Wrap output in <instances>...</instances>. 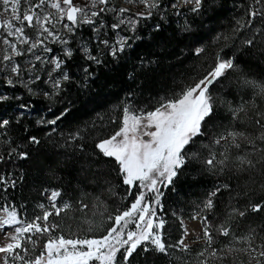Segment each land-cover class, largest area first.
<instances>
[{"label":"trees","instance_id":"1","mask_svg":"<svg viewBox=\"0 0 264 264\" xmlns=\"http://www.w3.org/2000/svg\"><path fill=\"white\" fill-rule=\"evenodd\" d=\"M172 2L156 0L158 6L152 8L150 15H138L133 31L123 25L111 28L117 22L108 14L102 18L104 25L97 29L80 24L72 34L74 51L65 59L67 80L62 78L59 87L52 91L47 88L45 97L29 95L27 89L18 86L16 92L24 98L0 102V121H9L0 127V176L4 178L0 201L18 210L22 220L31 222L38 216L39 206L46 202L43 194L50 189L59 190L72 208L49 217V225H57L50 234L93 233L87 238H99L94 233L109 224L108 216L127 210L140 189L125 185L119 166L100 154L95 145L119 130L125 107L136 112L154 110L162 101L175 98L206 76L219 54L221 59H232L235 67L209 87L214 110L202 126L203 135L188 147L189 158L173 183L166 190L161 188L160 205L152 204L157 213L166 216L164 238L172 247L167 256L138 249L130 261H190L193 257H188V251L177 249L182 235L179 215H191L219 189L212 197L214 207L203 217L213 222L218 245L225 244L226 248L219 258L209 259L207 264H256L252 257L259 259L260 246L264 245V207L254 212L252 205H264V163L240 172L231 162L221 171L220 165L212 167L205 161L213 154L216 160L223 158L227 146L214 143L222 134L241 131L258 135V127L249 119L254 115L250 106L255 98L259 110L264 111V99L255 97L254 90L244 82L264 84V0H202L196 11V5L171 9ZM252 11L258 15L251 17ZM106 32L111 35L106 36ZM119 34L125 37L124 51L113 57L111 49L118 47L113 44ZM249 39L253 41L251 45L246 43ZM82 41L99 63L82 55ZM197 49L203 51L197 54ZM29 102L44 112L36 116L12 112L14 105ZM242 103L250 108L248 117L234 120L230 108ZM57 117L61 118L55 125L47 123ZM32 136L39 140L38 144L30 142ZM258 143L264 147V143ZM227 151L231 161L237 154L250 152L251 146L242 143L241 150ZM21 152L27 153L26 159L20 158ZM143 191L145 200L150 201L153 194ZM82 204L88 207L82 208ZM239 211L245 214L240 216ZM221 225L229 229V235L218 232ZM32 235L36 244L43 243L39 236ZM246 237H251L255 253L242 250L250 248Z\"/></svg>","mask_w":264,"mask_h":264},{"label":"snow or ice","instance_id":"2","mask_svg":"<svg viewBox=\"0 0 264 264\" xmlns=\"http://www.w3.org/2000/svg\"><path fill=\"white\" fill-rule=\"evenodd\" d=\"M46 2L47 0H38L37 4L21 13V0H0V3L5 6V10L10 8L13 14L12 18L15 21H26L28 27L42 29L41 36L46 32L49 36L56 37L55 26L48 27L51 24L52 14L42 15L34 10L45 5ZM141 2L149 9L158 6L155 0L152 3H149V0H141ZM184 2L189 3L192 0H184ZM201 2L202 0H195L196 7L193 8V11L198 10ZM108 4L109 0H86L84 6H78L73 4V0H53L51 7L59 13L57 23L63 22L64 28L72 33L80 24H95L96 21L93 18L108 11ZM99 5L105 7H98ZM90 8H98V10H90ZM119 11L124 13L128 9L121 8ZM150 14L151 12H149ZM249 15L255 17L258 12L252 11ZM128 22L133 25L135 23V21ZM121 23L124 21L121 20L112 27L119 28ZM0 27L15 28V31L20 35L24 33V28L17 27L12 23V20L0 24ZM61 42L67 43V40ZM37 43L43 44L44 41L39 40ZM37 43H33L31 47H36ZM103 43L107 45L108 42L105 40ZM246 43L251 45L253 41L249 39ZM117 45L118 47L113 46L111 49L110 54L113 57L118 52L124 51L125 38H119ZM83 51L87 59L99 63L95 56L90 55V50L86 46ZM202 51L203 49H197V54ZM21 54L17 53V55ZM66 55L70 57L72 55L71 50H67ZM4 59L11 60L12 57L6 55ZM54 67L59 69L61 67L60 62L57 61ZM234 67L232 59H221L218 54L215 66L206 76L184 89L175 98L162 101L159 107L154 110L145 113L132 111L125 107L119 130L110 137L100 140L95 147L105 158H111L119 166L118 170L123 176L125 185H136L140 191L127 210L120 211L115 216H108V220L112 221V226L99 238L66 239L63 235L49 236L44 245L46 256L42 254L31 261H27L24 260V256L17 252L18 249L21 252H27L28 249L22 244V241L31 240V235L26 234L43 235L50 233L57 228V225L55 223L49 225L47 223L49 217L59 216L61 212H67L72 208V205L63 203L61 206H57L55 201L60 196V192L52 191L49 200L54 211H49L45 209L44 205H40L39 207L44 209L43 215L35 217L31 222L22 220L15 208L0 209L6 213V216L0 217V235L5 240L10 241L0 246V254H3L0 255V260L3 264H9V257L12 258L13 264L17 259L24 261V264H93V262L96 264H131L130 258L134 259V254H137L138 249L142 252L155 251L167 256L168 249L172 246L166 244L161 231L165 221L157 216L156 209L152 207V204L160 205V199L163 195L160 186L168 187L171 185L179 170L186 164L188 157V153L185 151L186 146L193 143L196 137L203 135L202 126L214 110L209 87L224 76L227 70ZM12 71L18 72V66L14 65ZM68 78L67 74H64L63 79L67 80ZM8 83L11 84L12 81L9 80ZM244 83L254 90L255 97L264 99V84H258L254 81H245ZM55 86L59 87V81L55 82ZM5 99L7 97L0 96V101ZM250 107L254 115L249 119L258 127V135L251 136L241 131H229L227 135L222 134L214 140V143L217 145L223 143L227 146L222 153L223 158L216 160L213 154L212 158L205 161L207 165L212 167L220 165L221 171H223L224 167H227L231 162L237 171L244 172L255 169L257 164L264 163V147L258 143H264V111L259 110L255 98ZM249 110V106L244 103L237 108H230L234 120L248 117ZM241 113L244 114V117H241ZM60 118L57 117L47 121V123L55 125ZM8 123V120L0 121V127H4ZM29 139L31 143H39L35 136ZM242 143L251 146V151L237 154L230 161L227 149L241 150ZM253 156H256V159H253ZM20 158L26 159L27 153L21 152ZM3 182L4 178L0 176V183ZM12 184L14 186L15 182L13 181ZM143 189H147L149 193L153 194L150 201L145 200L146 193ZM218 191L219 189L211 193L204 205L205 209L210 210L214 207V201L211 197L216 196ZM87 207L86 204H82V208ZM160 207L162 210V205ZM262 207H264L262 204L252 205V211H260ZM233 211L238 210L234 209ZM238 214L243 216L245 213L239 211ZM195 218L194 216L193 219ZM203 220L205 222L204 237L211 246L212 234L207 226V217L205 216ZM129 225H133V227L130 228ZM6 228L11 229V231H5ZM218 232L224 236L229 235V229L223 225L220 226ZM185 235H187L186 229ZM244 239L250 248L242 250L250 252V254L255 253L257 249L251 247V237ZM36 243L37 241H32L33 247ZM179 245L187 250V245L183 239L179 241ZM211 255L215 256L216 251L213 250ZM258 256L259 259L256 256H253L252 259L256 261V264H264V245L260 246ZM203 264H207V261H204Z\"/></svg>","mask_w":264,"mask_h":264},{"label":"rangeland","instance_id":"3","mask_svg":"<svg viewBox=\"0 0 264 264\" xmlns=\"http://www.w3.org/2000/svg\"><path fill=\"white\" fill-rule=\"evenodd\" d=\"M52 2L53 0H47L45 5H42L40 8L34 10L40 12L42 15L47 13L52 14L51 24H49L48 27H53V25L55 26L54 31L56 37H59V39H56V37L54 36H49L48 33L46 32L43 33V35L41 36L40 32L42 31V29L38 30L37 28L28 27L26 21L23 22L15 21L12 18L13 14L11 13L10 8L8 10H5V6L2 3H0V24H4L8 20H12V23L15 24L17 27L24 28L23 35H20V33H17L15 31V28L9 29L7 27H0V80L3 81L0 82V96H5L7 97L8 100L24 98V95L16 92V88L20 86L27 89L29 95L37 94L39 97H45V92L47 88L51 89V91L54 90L56 88L55 82L56 81L60 82L64 74H67V69L65 68V59L68 56L66 55V52L67 50H71V53L74 51L73 50L74 44L72 43L75 41V38L72 37L73 32L69 33L64 28L63 22L57 23V18L59 16V13L55 8L51 7ZM152 2L153 0H149V3ZM37 3L38 0H21V6H20L21 13H23L29 7L34 6ZM73 4L78 6H84L86 4V0H73ZM169 6L171 9L192 7L195 6V0H192V2L189 3H185L184 0H173V2L170 3ZM64 7L66 8L67 6L65 5ZM98 7H105V6L99 5ZM107 8L109 9L108 11L103 12L101 13L100 16L93 18L96 21V23L90 25L95 27V29L99 28L98 26H101V23L104 25V22H102V18L103 16L108 14L117 23L123 20L124 23H121L120 25H123L126 30L133 31L139 22L138 19L139 13L147 14L152 10V8L149 9L148 7H146L145 4L141 2V0H109V4L107 5ZM121 8L128 9V11L121 13L119 11ZM90 10H98V8L96 9L90 8ZM128 21H135V23L133 25L130 24ZM118 33H115L113 35H116ZM105 35L110 36L111 34L109 32H106ZM121 37L125 38L122 34L117 35L116 41L113 45H117V41ZM39 40H43L44 43L43 44L37 43ZM64 40H67V43L61 42ZM99 40L101 41V39ZM33 43H37V46L34 48L31 47ZM85 46L90 50L86 42L82 41L79 44L82 55L86 57L83 51V48ZM18 52L22 54L17 55ZM6 55L11 56L12 59L5 60L4 57ZM37 57H39V59H37ZM57 61H59L61 64V67L59 69H55L54 67ZM14 65L18 66V72L12 71ZM228 71L229 70H227L225 74ZM9 80L12 81L11 84L8 83ZM209 93H210V88H209ZM130 110L135 111V109L133 108H131ZM12 112H15L18 115L30 114L36 116L38 114L43 113L44 111L43 108L40 109L37 106H35L34 103L29 102L26 103L25 105H14L12 108ZM1 114L7 116L5 114V111H2ZM3 118L5 117L2 116L1 119ZM190 145L186 146L185 149L186 152L188 151V147ZM220 147L222 146L220 145ZM223 149L224 147L220 148V151ZM160 188H162V186H160ZM52 191H59V190L50 189L46 191L45 194H43L44 199L46 201L44 207L49 211H54L51 207V203L49 200V196ZM137 191H139L138 188ZM209 198L210 197H207L203 203V206L197 209L191 215L189 216L179 215V218L182 222L181 223L182 235L180 236V238L183 239L184 243L187 245V250H185L183 246L179 245V241L181 239H179L177 242V249L183 252L188 251L189 253L188 257L189 258L193 257L190 261H186L184 264H203L204 261L208 262L209 259L219 258L220 255L225 251L226 248L225 244L220 243V245H218L219 239L216 238L214 235L213 232L214 225L213 222L210 221V219L209 221H207V226L212 234L211 246H209L207 239L204 237L203 229L205 222L203 220L204 218L203 216L207 215V212L211 210V209L210 210L205 209L204 205ZM55 203L57 206H61L63 203H66V200H63L61 198V192H60V196L57 197ZM8 207L10 206L7 204L6 201H0V209H4ZM43 211L44 209L42 208L38 209L39 212L38 216H42ZM62 213H66V212H61V214ZM4 216H6V213L0 211V217H4ZM110 216H114V215L111 214ZM194 216L196 217L195 219H193ZM158 217L162 218L165 221L164 228L161 230L164 238V235H166L167 232L166 230L167 223L165 220L166 216L164 213H159ZM49 222H50V218L48 219L47 223L49 224ZM110 223H112V221L109 220V224H107V226L103 229V231L94 234L96 236H102L103 234H105L106 230L112 226L110 225ZM185 229L187 230V235H185ZM5 231H11V229L6 228ZM26 235H31V240L26 239L22 241V244L28 249L27 252H21L19 249L17 250V252L20 255L24 256V260L31 261L35 257L40 256L42 254L46 256V250L44 249V245L47 239L49 238V236L56 237L58 235H63V234L62 233L60 234L45 233L43 235L36 234V236H39L38 239L40 240L42 239L43 243L42 244L39 243V245L36 244L35 247H33L32 244V241L34 240L33 235L32 234H26ZM91 236H93V233L78 232V233H70V234L66 233V236L64 237L68 239V238H87ZM166 239L167 238H164L165 242ZM8 242L10 241L5 240L3 236L0 235V246H3ZM166 244L168 243L166 242ZM213 250L216 251L215 256L211 255ZM201 253H203V255H201ZM0 264H3L2 260H0ZM9 264H13L11 257H9ZM14 264H24V261L17 259L15 260Z\"/></svg>","mask_w":264,"mask_h":264},{"label":"water","instance_id":"4","mask_svg":"<svg viewBox=\"0 0 264 264\" xmlns=\"http://www.w3.org/2000/svg\"><path fill=\"white\" fill-rule=\"evenodd\" d=\"M145 139H147V137H145Z\"/></svg>","mask_w":264,"mask_h":264},{"label":"bare ground","instance_id":"5","mask_svg":"<svg viewBox=\"0 0 264 264\" xmlns=\"http://www.w3.org/2000/svg\"><path fill=\"white\" fill-rule=\"evenodd\" d=\"M25 115V114H24Z\"/></svg>","mask_w":264,"mask_h":264}]
</instances>
